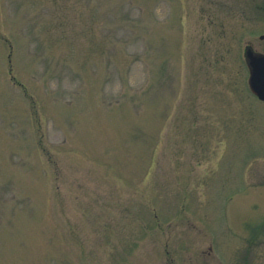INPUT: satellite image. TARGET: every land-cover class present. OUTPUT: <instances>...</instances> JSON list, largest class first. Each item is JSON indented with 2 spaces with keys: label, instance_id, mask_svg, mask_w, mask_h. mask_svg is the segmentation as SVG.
I'll use <instances>...</instances> for the list:
<instances>
[{
  "label": "rangeland",
  "instance_id": "rangeland-1",
  "mask_svg": "<svg viewBox=\"0 0 264 264\" xmlns=\"http://www.w3.org/2000/svg\"><path fill=\"white\" fill-rule=\"evenodd\" d=\"M264 0H0V264H264Z\"/></svg>",
  "mask_w": 264,
  "mask_h": 264
},
{
  "label": "water",
  "instance_id": "water-1",
  "mask_svg": "<svg viewBox=\"0 0 264 264\" xmlns=\"http://www.w3.org/2000/svg\"><path fill=\"white\" fill-rule=\"evenodd\" d=\"M245 56L249 67V86L259 99L264 100V53L248 45Z\"/></svg>",
  "mask_w": 264,
  "mask_h": 264
}]
</instances>
